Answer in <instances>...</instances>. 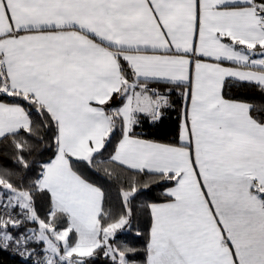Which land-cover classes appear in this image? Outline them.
<instances>
[{
  "label": "snow or ice",
  "instance_id": "snow-or-ice-1",
  "mask_svg": "<svg viewBox=\"0 0 264 264\" xmlns=\"http://www.w3.org/2000/svg\"><path fill=\"white\" fill-rule=\"evenodd\" d=\"M2 254L264 264V0H0Z\"/></svg>",
  "mask_w": 264,
  "mask_h": 264
},
{
  "label": "trees",
  "instance_id": "trees-1",
  "mask_svg": "<svg viewBox=\"0 0 264 264\" xmlns=\"http://www.w3.org/2000/svg\"><path fill=\"white\" fill-rule=\"evenodd\" d=\"M175 122H176V114L173 112L170 114L169 121L166 122L165 126L162 127L161 130L156 131L154 129H148V128H145L144 130L145 131H156V136L154 138L167 141L169 137L175 131ZM168 125H171V127H168ZM89 176L91 179L97 182L105 183V186L109 188V195L112 201V204H110L109 207L117 206L119 204V194H118V189H117L116 184L114 182L107 183V182L100 181L98 180V177L91 172L89 173ZM162 191H163L162 188L153 186L150 192L146 196L140 197V199L137 200V203H139L140 200H143V199L152 200L154 202H163L164 198L162 196ZM140 230L143 231L144 230L143 227H141ZM135 232H136V229L133 228L131 233H129L126 237H121V239H124L130 243L137 242L135 241ZM137 243H140V242H137ZM0 258H2L5 261V264H18V261L13 260L12 257L7 254L0 255ZM98 264H104L103 259H101V261L98 262Z\"/></svg>",
  "mask_w": 264,
  "mask_h": 264
}]
</instances>
